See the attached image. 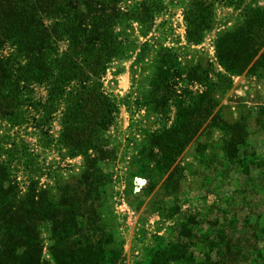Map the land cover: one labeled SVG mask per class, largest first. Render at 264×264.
<instances>
[{"label":"rangeland","instance_id":"rangeland-1","mask_svg":"<svg viewBox=\"0 0 264 264\" xmlns=\"http://www.w3.org/2000/svg\"><path fill=\"white\" fill-rule=\"evenodd\" d=\"M76 1L85 11V0ZM104 1L108 11L117 13L111 23L120 46L100 79L104 94L117 104L114 121L102 134L105 147L98 161L105 178L98 210L104 229L113 231L118 242L107 248L120 250L119 259L112 264H137L154 247L177 248L185 241L181 235L184 227L195 228L199 240L215 221L228 225L237 235L260 228L264 225V131L256 118H264V77L242 73L232 76L229 86L223 85L214 48L219 34L241 22L240 9L216 5L203 41L194 44L186 36L188 0H144L151 16L142 19L137 14L142 12L143 6L138 4L143 0ZM251 2L255 7L264 5V0ZM101 3L94 0L92 6L99 10ZM58 49L65 51L66 43L60 41ZM0 58L11 66V44L0 51ZM207 89L217 101L213 114L218 118L230 123L247 119L246 149L253 153L250 159L262 166L243 174L237 165L225 168L217 161L210 170L206 160L217 152L214 144L220 143L223 133L217 128L204 130V125L175 149L176 140L182 137L178 130L180 119L186 117L184 110L194 106ZM29 90L31 98L46 100L44 86ZM26 105L23 109L34 114ZM37 110L43 109L36 106V115L31 116L35 123L28 120L13 127L11 117L0 114V145L10 148L16 144L27 154L33 152L26 171L29 179L57 197L65 185L77 184L84 161L69 157L52 141L58 138L59 118L45 127L52 138L39 142ZM48 230L40 228L42 259L54 264ZM201 246H195L194 264L201 261ZM254 246L257 251L252 248L250 252L261 257L256 264H264V237L259 236ZM171 264L188 263L180 259Z\"/></svg>","mask_w":264,"mask_h":264},{"label":"trees","instance_id":"trees-1","mask_svg":"<svg viewBox=\"0 0 264 264\" xmlns=\"http://www.w3.org/2000/svg\"><path fill=\"white\" fill-rule=\"evenodd\" d=\"M99 1L101 8L95 10L94 0H85L83 11L76 0H0V51L11 44V66L0 58V114L11 117V127L22 126L28 120L35 123L31 116L36 115V106L42 107L37 110L39 130L33 126L39 142L52 138L45 127L59 118L58 138L52 141L69 157L84 161L77 184L65 185L54 197L37 188L26 173L33 152L27 154L16 144L10 148L0 145V264H48L42 259V226L49 228L54 264H106L108 260L112 264L120 257L118 248H107L118 242L113 231L104 229L98 210L105 184L98 167L105 147L101 138L117 113V104L104 94L100 79L120 52L111 23L117 13L108 11L104 0ZM145 4L144 0L138 4L143 6L139 19L151 16ZM216 5L240 9L242 17L214 43L222 84L229 86L231 77L242 73L264 77V5L255 7L251 0H188L184 11L187 39L194 44L203 41ZM60 41L66 43L65 51L58 52ZM33 86L47 89L46 100L31 98L28 89ZM25 104L35 113L23 109ZM216 105L207 89L194 106L184 110L186 117L180 119L178 130L182 137L176 140L175 149L204 125V130L217 128L223 133L220 143L214 144L217 152L206 160L210 170L217 161L225 168L235 164L243 174L262 166L250 159L253 153L246 149L247 119L230 123L218 118L213 114ZM262 119L256 118V123L264 131ZM181 235L185 241L177 248L168 245L170 242L154 247L137 264H171L180 259L194 264L198 243L202 249L197 264H256L261 257L250 250L257 251L254 244L259 236L264 237V225L237 235L228 225L215 221L201 240L193 227H184Z\"/></svg>","mask_w":264,"mask_h":264}]
</instances>
